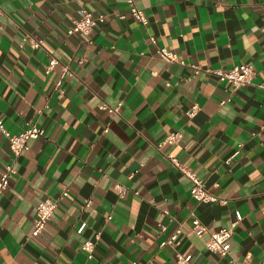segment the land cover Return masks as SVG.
Masks as SVG:
<instances>
[{
	"label": "crops",
	"instance_id": "1",
	"mask_svg": "<svg viewBox=\"0 0 264 264\" xmlns=\"http://www.w3.org/2000/svg\"><path fill=\"white\" fill-rule=\"evenodd\" d=\"M135 2L146 25L125 0H0V120L12 134L45 130L18 159L0 130V176L9 164L17 170L0 192V264H180L177 251L193 264H227L205 241L239 218L231 256L264 259V0ZM82 6L105 20L90 35L68 34ZM158 46L178 61L159 58ZM52 57L59 64L46 74ZM239 64L257 74L236 90L205 71ZM63 65L72 74L60 95ZM169 131L182 139L165 152L226 204L191 196V181L156 147ZM47 197L58 206L32 237ZM193 217L207 229L201 237ZM177 230L174 245H161ZM98 232L89 256L81 246Z\"/></svg>",
	"mask_w": 264,
	"mask_h": 264
},
{
	"label": "built area",
	"instance_id": "2",
	"mask_svg": "<svg viewBox=\"0 0 264 264\" xmlns=\"http://www.w3.org/2000/svg\"><path fill=\"white\" fill-rule=\"evenodd\" d=\"M129 9V14L139 21L141 24L146 25L148 23V18L145 12L140 9L135 0H125ZM124 18V15L120 16ZM105 16L100 14L98 16H94L93 12L87 8L86 6H82L79 10V17L72 20L70 27L68 28V34L80 33L83 35H90L96 26L99 23L104 22ZM26 39V38H25ZM149 41L152 44H156V38L153 35L149 36ZM31 46L33 48H38L39 43L37 41L32 40ZM156 52L164 61L174 62L178 61V56L175 52L169 50L166 47L158 46L156 48ZM180 63H184L183 61H179ZM59 64L58 59L52 57L45 69V73L49 74L51 70ZM200 68L194 66V73H198ZM206 72L213 74L220 82H230L233 86V89H238L240 87L252 84L257 72L255 68L249 64H239L233 66L230 69H206ZM72 72L68 68V66H62V77L61 80L55 83L56 90L60 95L64 93L62 85V78L67 75H71ZM231 101V98H228L221 103L224 104L226 102ZM103 108L109 109L111 112H118V107L109 108L105 104L102 105ZM200 107L197 103H194L189 109L186 110V116L191 119L195 117ZM0 130L6 136L9 141V147L14 159H18L23 152L29 149V142L33 139H38L44 136L45 130L44 128L37 126L36 124H28L27 127L19 134H12L9 132L3 125V122L0 120ZM182 139V133L180 131H169L158 141L156 147L159 151L165 153L166 157L170 161V163L177 168L184 176H186L191 181V196L197 201L201 203H219L226 204V199L218 197L216 194L210 192L203 179L199 178L188 166L182 164L176 156L171 154H167L165 149L167 147L175 146L180 144ZM239 153V150H236L234 154L231 156L227 163L235 157ZM17 173V170L14 164L7 165L0 176V192H2L5 188H7L13 178V176ZM133 172L130 174L129 178H132L134 174ZM116 190L118 191L121 197L124 196L126 192V187L121 184L115 185ZM63 197L68 195L67 191L62 192ZM87 206H91V201L89 200L86 203ZM58 206V199L45 198L43 199L37 206L35 212V219L33 222V230L31 232L32 237H37L43 230L46 228L48 222L54 215L56 208ZM166 213H168L166 211ZM240 222V218L234 220L229 227L220 228L216 231L210 232L207 240L205 241L206 248L208 251L219 255L220 257L227 259V264H249L250 256L247 255L244 259L239 260L231 256V238L233 236L235 228L238 226ZM161 230H164L166 226L164 224H160ZM191 228L192 231L197 236H203L207 231L204 224L197 217H193L191 219ZM180 230L174 232L167 240H164L161 245L172 244L174 245L175 240L177 239ZM100 238V233H96L93 238L86 239L82 244V249L85 250L89 256H92V252L94 251L95 243ZM176 259L180 264H193L192 256L189 254H183L180 251L176 252ZM132 264H136L133 262ZM153 264V263H150ZM260 264H264V259Z\"/></svg>",
	"mask_w": 264,
	"mask_h": 264
}]
</instances>
